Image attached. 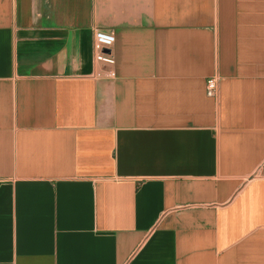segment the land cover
I'll list each match as a JSON object with an SVG mask.
<instances>
[{"label": "crops", "instance_id": "crops-1", "mask_svg": "<svg viewBox=\"0 0 264 264\" xmlns=\"http://www.w3.org/2000/svg\"><path fill=\"white\" fill-rule=\"evenodd\" d=\"M0 264H264V0H0Z\"/></svg>", "mask_w": 264, "mask_h": 264}, {"label": "built area", "instance_id": "built-area-1", "mask_svg": "<svg viewBox=\"0 0 264 264\" xmlns=\"http://www.w3.org/2000/svg\"><path fill=\"white\" fill-rule=\"evenodd\" d=\"M114 35L106 30H95L93 33V62L98 68L92 73V77L105 79L112 76L111 67L115 64V58L111 52L114 44ZM218 78L210 76L205 80V94L215 98L217 95Z\"/></svg>", "mask_w": 264, "mask_h": 264}]
</instances>
